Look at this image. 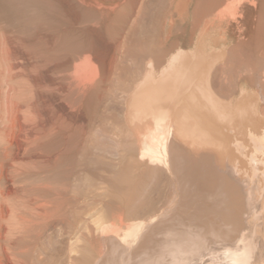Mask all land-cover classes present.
<instances>
[{
  "label": "bare ground",
  "instance_id": "obj_1",
  "mask_svg": "<svg viewBox=\"0 0 264 264\" xmlns=\"http://www.w3.org/2000/svg\"><path fill=\"white\" fill-rule=\"evenodd\" d=\"M13 1L22 5V11L23 9L25 10V8L26 10L28 9L30 14H25L21 9L18 12V7H21V5L16 7L12 2H9L14 6L13 8L16 9L20 16L17 12H13L14 15L12 13L10 14L9 10L12 8L10 7L11 9H9L10 5H8V1L5 2L4 0L5 3L3 0L0 1L1 12L5 7L4 4H6L8 8L5 7L6 9H4L9 12L6 14L10 16H15L16 14V16H19L18 21L17 18L14 19L17 23L4 24L2 20L0 21V149L4 153H12L16 155V157L22 154L27 155V153L32 152L41 153L45 151L46 153L50 148L46 151V146L43 147L44 140H46V142L48 140L53 141L51 139L55 137L54 135L56 134V137L59 135L62 140L59 138V143H61L59 147L57 145L58 149L55 146L52 148L55 147L56 150H53L62 155V152L73 151L80 146V144H78L80 140L84 141L87 139V129L89 128H87V122L86 124L84 123V116L86 114L83 113L84 105L88 103L87 100L90 102L94 99L97 100L94 96L99 97V99L102 97L101 101L107 100L111 95H105V92L112 88H105L107 85L112 87V84H114L111 81L113 78L111 79L109 76H114V78L115 75L120 76V74H115L119 73L117 72L119 70L114 71L111 68L117 69L121 65L119 64L114 67L117 63V61L115 63L114 59L113 61L115 64L113 63L112 66V61L109 59L110 54H112L109 52L110 49L106 51L108 48L105 49L102 47L103 42L100 41L103 36L105 37L103 34L105 31L108 34L110 27L118 23L119 26H122L124 22L121 23L122 25H120V22L123 20V17V21L128 20L130 17L127 16L128 18L125 19V14H127V12L131 13L128 15H132V18L130 17L129 19H133L137 16L136 14L140 11L142 12V9H145V7L150 9V4H152L151 7L153 8V3L156 0H152V3H147V0H144L146 2H143L146 4L143 6L139 5L141 0ZM159 1H156L157 4L160 2L162 3L164 0ZM167 1L169 3L165 0V4L167 5L166 14L163 9L160 10L155 8V6L158 5L154 6L153 9L155 10L152 9L153 11L146 8V11H150L153 15L152 22H154V14L158 15L157 13L163 11L164 16L163 14L162 16L161 14L158 16L155 15L156 18L159 17V20L161 17H164L161 18V20L163 19L162 22L160 21L161 28L159 29H161V31H158V28V30L156 29V27H159V20L157 21L155 19L154 24L158 22V26H153L154 24L149 21L152 17L148 19L151 14L149 13V15L148 12L145 13L144 11V16L147 17L149 24H153L151 26L157 30L156 33L154 29L148 27L149 24L146 19L145 23H147L148 26L143 24L144 22L141 23L145 18L142 13L139 17L142 15L143 20L137 16L138 19L142 20L140 22V28L142 29L140 30L139 26L136 27L139 23L135 24V22L137 23L138 20L133 22L135 26L131 25L130 27V29L135 27L130 31L132 32L131 34L134 35L137 32L136 28H139L141 32L146 29V26L148 28L146 29L147 32L146 30L144 31V34L148 33L149 28L150 31H154L156 36L160 33V39L158 42H155L158 43V45L159 43L161 44V49L158 47L156 48L154 45L156 43L152 41L156 36L153 39L150 38L151 43H154H152L153 45L150 44L148 38L153 32L150 33L149 31L150 34L144 35L146 37L142 36L144 40L147 39L146 41H149L146 47L144 44L146 41H141L144 45H142L141 42L138 44L137 41H135L138 39L141 40V36L136 35V37L129 34V38L125 35L128 40L127 38H123V30L118 33L122 27L119 30L113 27L118 31H115L113 28L110 29H113L112 31H115L116 35L118 33L120 36L118 37L117 35L118 38L116 39L115 32L109 33V35L113 34L112 36H115L114 38L111 37L113 41L110 43H112L111 45L113 46L109 45L110 48L113 47L112 52L115 53V56L125 53L126 44L124 40L121 41L122 39L130 42V44L126 43L129 45L128 47H131L133 40L140 37L134 40L136 45L134 43L132 44L135 47L138 45V48L136 47L137 51H142L139 46L140 44L146 52L150 50L149 44L151 49L154 46L156 50L160 49L157 53L154 49L153 54L156 53V55L161 51L157 56L152 55L151 52L153 50L148 51V54L150 52V55L155 57L151 59L146 56L148 59H143L144 61H142L141 55L145 53H140L141 55H138L139 52L135 50V47H132L134 49H128L127 47L128 50H134L132 52H136L138 57L141 56L139 59H141L140 61L142 62L133 55V58L131 57L133 60L131 61L132 64L138 65L137 63H139V65L143 64L144 66H138L139 69L143 68L141 69L143 70L142 74L139 69L138 72L137 67L136 69L135 67L131 69H134V72L140 75L138 78L136 73L137 77L136 75L134 77L138 79L136 81L134 80L135 82L129 78L130 81H133L132 85V82H127L128 84H126L125 78L124 81H122V83L124 82L126 84L123 85L129 86L130 84L131 86H129V88L127 87L125 94L122 92L125 88H120L122 90L120 91V95L122 92L124 95V102L120 100L118 104L122 102L124 103L122 106L125 105L123 109L124 112L121 111L123 113H121V116L123 117L124 115V119L120 117L125 121L124 125L122 123L123 121L121 122L120 120V126L122 127L123 124L125 129H121V131L125 133L124 137L132 138L131 140L137 144V150L141 158L148 159V161L152 163L159 162L168 168L169 174L172 175H170V177H173L171 181L173 180L172 183L174 187L177 188V191L181 189L182 192L187 195L191 190V198L189 199V195H187L188 200L185 199L183 202H185V207L187 206L186 209L188 205H193L194 210L192 209L193 212L191 211L190 213L192 216H189V219L186 217L188 221L187 225L185 222V225L179 223V219H174L172 221L160 220L161 222H159V224L157 223V225H153L154 227L152 228L150 224L152 225L153 221L155 223L156 219L162 215L157 214L152 217L149 216L151 218H148L149 220L146 221L131 222L126 226L115 225L112 227L111 231L108 229L110 232L108 237L114 241L117 247L121 246L123 251L127 249L124 248L126 246L136 245L131 249L132 251L130 250L128 256L125 255L127 252H124L126 256L124 260L128 262H126V264H203L206 260L209 262L218 261L217 263L220 264H264V234H260V228L261 226L263 227L262 222L264 223V108L260 110L261 107H259L261 103L263 106L264 101V0H261V3L260 1L258 2V0ZM250 2L253 3L254 8L249 7L251 6ZM248 3H250V5L247 6ZM126 4L130 6V8L128 6L126 7L129 8L127 9L129 11L123 8L126 13L123 14L121 11L123 16L120 17H122V19L118 16L119 14L117 15L121 19L120 22H118L119 18L116 16V11L118 13L120 7H124ZM147 4L148 6H145ZM56 5L59 7L56 10L61 9L62 12H60L64 13V15L58 16V19L60 17L59 21L55 19L52 22H60L62 18L63 21L61 20V22L64 23H61L62 25L60 23L59 25H55L57 23L55 22L53 27H50L51 24L53 25L52 22L50 26H46L44 22L45 25H42V23H40L41 17L44 15L42 12H46L48 8L49 11H51ZM139 6L145 7L140 10ZM163 6L165 10V5ZM163 6H161V8H163ZM50 7L53 8L51 9ZM159 7L160 6H158V8ZM91 8L92 10H94V8L95 10L97 9L96 16H93ZM88 9H90L91 12ZM5 10L4 12H6ZM56 10L53 9L50 14L48 13L49 11L46 12L52 16L46 15L45 13L46 16L44 17L49 16V20L53 19L56 15L51 13L56 14ZM157 10L160 11L155 12ZM1 12L0 15L2 14ZM88 12L91 13L94 18H92L90 14L89 16L92 19L89 18ZM84 14L86 16H84ZM114 16H116V18ZM86 17H88L89 20L88 18L86 20ZM112 18L118 19L116 20L118 23H115ZM176 19L179 21L177 24H180L179 27L177 26L178 29L174 27L176 26ZM11 20H13V18ZM129 21H125L126 26ZM29 22L33 23V25L35 23V26L29 29L26 24ZM47 23L49 24L50 22L48 21ZM111 23L114 25L112 24L111 26ZM130 23L131 22H129V24ZM126 28L124 29L125 31ZM132 30H134V32ZM76 33L81 35L80 37L82 40L80 37L75 40L82 42L80 44L73 40L78 37ZM73 34L75 38L72 37V40L74 41L73 43H76L75 45L72 44L71 39L67 40L66 38L67 36L71 38ZM107 34L106 37H108ZM131 36H134V39L133 37L131 39ZM103 39L105 40V38ZM156 39H158V37ZM62 40H67V44L72 48L75 46L76 52L75 49L71 52L69 46L68 48L70 49H64V52L68 49V53H62L61 50V53L57 51L58 45L59 49L61 48L59 43H61ZM107 40H110V36ZM107 40L105 43L108 46ZM99 44L105 49L104 51L100 50L101 47ZM76 45L79 46L78 48L83 47V49H78ZM105 51L109 52V57L108 53ZM128 53H131V51L125 54L127 55ZM125 54H123L124 57H127L128 55L125 56ZM156 57L158 59H156ZM128 58H130V54ZM125 59L126 58H124V60ZM127 59L125 63L131 60ZM137 59L139 62L136 61V63L135 60ZM145 60L146 63L144 64ZM155 60L157 61L155 62ZM70 62L72 64H70ZM122 62L123 60H121V64L124 65L125 63ZM129 63L127 66L125 64L126 67L123 65V67L121 66L123 72H125L124 68H127ZM71 65L73 73L70 76V80L67 79L69 80L68 83L66 84V82H64L66 79L60 75L58 76H60L62 80L59 78L61 81H57L58 84L59 82L65 83L62 85L60 84L61 86L58 85L60 87H58L59 93L61 92L60 95L64 92L63 96L66 99L67 97L69 98V96L71 97V94L72 96L74 95L72 97L73 100L70 102L74 104H71L73 106H70L68 110L74 107L73 112L77 113L78 119L74 113L75 118L77 122H79L78 124H81L78 130L74 128L75 125L73 126L71 122H67V119H62V114L61 117L58 115L60 118H58L59 120L50 119L48 117L45 112L46 107H42L44 102H46V99H44L46 97H44L45 94L43 95L44 92H39L42 87L40 85L41 83L39 84L37 81L40 80L39 78H37L38 80L36 79V75L33 76V74L38 73L45 76L49 72L55 73L54 71H57V73L59 71L66 72L67 69L64 71V67L70 68ZM130 66L132 65H129V68H131ZM111 70L114 72L112 73ZM32 71L37 73H33ZM127 71L128 70H126V72ZM128 72H130V70ZM120 73L122 76L121 71ZM41 75L40 77H42ZM20 78H23V81L26 80L25 83L21 80L25 85L18 81ZM126 80L129 81L127 78ZM119 81L120 80H118V83ZM122 83L120 82L121 86ZM38 88L40 89L38 90ZM58 89L56 90L57 92ZM114 89L115 88H113V90ZM120 89L118 88L117 90ZM110 92L108 93L110 94ZM103 93H105V97L108 96L107 99L105 97L103 98ZM118 95L117 97L119 98ZM120 98L122 99V97ZM86 101L87 103L85 104ZM46 104L47 102L45 105ZM90 112L91 111L88 113ZM118 121L116 123L119 125L120 123H118ZM124 126L122 128H124ZM76 133L78 134L75 135ZM50 136L52 137L50 138ZM74 136L76 139L80 138V140L74 141ZM76 141L75 148H73L74 142ZM127 142L128 141H126V143ZM47 144L45 143L44 145ZM83 144L81 145L83 146ZM82 146L80 148H82ZM127 149L129 153V147ZM50 152L52 156V151L47 153L49 155ZM42 155L43 153L40 154V156ZM47 156H44L45 159L50 155ZM44 161L46 162V160ZM3 162L2 160L0 163L1 172L5 166L7 167ZM4 170L6 171V169ZM2 175L3 174H1V176ZM1 176L0 178L4 175ZM47 182L50 183L49 181ZM47 182L45 185L43 184L45 182H41L37 186H34L42 188L39 189V193L35 190L36 188L34 189L36 192L34 193L33 191L31 195L29 194L30 191L28 193L27 190L26 192L29 197L26 195L25 199L29 201L46 199V201L49 202L47 199L50 197V192L53 191V186L51 183L50 186ZM130 182L132 181L130 180ZM40 184H43V187L42 185L40 186ZM197 186L201 187L195 192L193 189ZM21 188L20 190H22ZM11 189H13V187ZM17 189L18 188H16V190ZM2 191L1 189L0 200L8 198L6 197L7 195L5 197L3 196V193L5 195L6 192ZM16 192H19V190ZM181 196L183 197V195ZM180 204L182 205L183 203ZM12 209L16 210L18 208H11V211L15 212ZM181 209L184 210L182 207ZM13 212H10L11 215ZM181 213L183 212L181 211ZM3 214L0 208V236H4L2 234L3 222H1V219L4 218ZM17 214L18 213H16V215ZM35 214L37 219L44 218L46 216V210L36 212ZM8 215L10 216V214ZM16 215H12L14 219L12 216L9 218V220L12 219V222H10L11 224H9L12 227L8 226L10 227L8 232L11 233L21 228L22 231L23 228L26 227L27 229V227L30 226L35 227V220H29L27 217L23 218L21 214L19 215L20 219ZM15 217L20 220H17V218L15 219ZM13 220L15 222H13ZM105 228H107V226ZM145 228H147L145 231L149 232L143 233V229ZM150 228L152 229L151 231ZM5 229L7 230V228ZM108 230L106 231L108 232ZM19 231H14V234ZM22 232L20 233L22 234ZM14 234L12 238L16 236V234ZM9 251L5 250L4 252H6L7 257L11 260L13 255H11L12 252L9 253ZM112 254L111 258H105L108 260H106L105 263L103 262L104 264H123L124 260L121 259L123 258L120 257L121 254L116 255L123 260L122 262H119L120 260L118 261V257L116 258V256H114V250H112ZM16 261L17 264H22L19 259ZM208 261H206L205 264H207ZM214 262L212 264H214ZM2 263L4 262L2 261Z\"/></svg>",
  "mask_w": 264,
  "mask_h": 264
},
{
  "label": "rangeland",
  "instance_id": "obj_2",
  "mask_svg": "<svg viewBox=\"0 0 264 264\" xmlns=\"http://www.w3.org/2000/svg\"><path fill=\"white\" fill-rule=\"evenodd\" d=\"M0 1H2V0H0ZM6 1H8V3L12 2L13 5H16V7H18V5L19 6L21 5L18 2L16 3L13 0H5V2ZM143 1L144 0H141L142 3L139 2V5L143 6L144 4H146V3H144L146 1H144V2ZM151 1L152 0H149V1L147 0V3L151 2ZM156 1H159V0H156ZM156 1L155 2L153 1L155 3V4L153 3V5L154 6L158 5L160 7L158 8V6H155V8L156 9H160V10L163 9V11H165L164 13L166 14L167 5L165 3L168 2V1L166 0V2H165V0L164 1L160 0V1H162V3L160 1H159L160 3L158 2L160 5L157 4ZM259 1H260V3L262 2L261 0H258V2ZM3 2H4V0H3ZM10 3L8 4V5H10L9 9L12 8L11 10H9L10 14L11 13L13 14V12L16 13L17 11L19 12V10L22 8V5H21V7H18L19 9L17 8L18 10L16 11V9L13 8L14 6L12 4H10ZM250 3H248L247 6L250 5ZM162 4L165 5V10H164V6ZM0 5H1V2H0ZM4 5L6 7V4H4ZM127 6L128 5L126 4V6L124 5V7H120V9L118 10V13L116 11V16L118 14H119L118 15L119 17L123 16L122 13L123 14L126 13V12H124L125 9H123V8H126ZM142 6H139L140 10H141V8H144L145 6H148V4L145 5L144 7H142ZM149 6H150L151 10L148 7H145V9H142V10L145 13L148 12V11H146L147 10L146 8H148L150 11L155 10V9H153L154 6H153V8L151 7L152 4H150ZM161 6H163V8H161ZM128 7L130 8V6H128ZM249 7L250 8H254L253 7V3H251V6H249ZM4 8L2 9L3 11L1 12V6H0V12L2 13L0 15V21L2 20L4 24L5 23L6 24L7 23H11V24L12 23H17L16 20H14V19L17 18V21H18L19 16H20L18 14V12H17V14L19 16H16V14H15V16H12V15L10 16L9 14H6L8 11L5 10L8 7H6L5 9ZM50 8L52 9L53 7H50ZM58 8L59 7L56 5V7H54L53 9L56 10ZM129 8H126V11H129V10H127ZM4 10L6 12H4ZM13 10H15V11H13ZM25 10H26V8H25ZM25 10L23 9V11H22V9H21L22 12H24L25 14H28L29 10L28 9H27L28 11L26 10L27 13L25 12ZM88 10H90V9H88ZM91 10H92V8H91ZM91 10H90V12H91ZM48 11H49V8H48V10L46 9V12H48ZM51 11H49L48 13L50 14ZM60 11H61V9L60 10H56L55 11V12H57L56 14L55 13H51V14L56 15L54 18L51 17V18H53V19L50 18L51 20H49L48 18H49V16H52V15H49L48 13L43 11L42 14H44V15L41 17L40 23H42V25L45 23L46 26H48V25L50 26V24H51V22L53 20L56 19L57 21H59L60 17L58 19V16L64 15V13H61L62 11L61 12ZM92 11H93V13H92L93 16H96L97 9L95 10V8H94V10H92ZM121 11H122V13H121ZM143 11L142 12L140 11L136 15L139 17L140 14L142 13V15L144 16V14H143L144 12ZM150 11L148 12V14L150 13ZM159 11L157 10L155 12H159ZM163 11L161 13H157V14L158 15L161 14V16L163 14V16H164ZM155 12H152V13H155ZM45 13H46V15H49V16L48 17H44V16H46ZM20 14H21V12H20ZM85 14H87V13H85ZM85 14H84V16H86ZM89 14L91 15V13L88 12V17L91 18L92 15L90 17ZM128 14H131V13L127 12V14H125L126 16L124 15L126 17L125 19L128 18L127 16H130V17L132 16V15H128ZM142 15L139 18H142ZM155 15L156 14H154V22H155V19L157 21L159 20L158 19L159 17L156 18ZM158 15H156V16H158ZM116 16H114V17L116 18ZM118 16H117V18H119ZM137 16H135V17L133 16L134 20L133 19H129L130 17L128 18V20H125V21H129L130 20L129 22H131L130 24H129V22H127V24H128L127 26L125 25V21H123L124 17H123V20L121 22H120V20L122 19V17H120L121 19L119 18V20L112 18V20H114L115 23L117 22L116 20H118V22H120V25H122V24L123 25L119 26V23L117 22L118 24H116V25L111 23V26L113 24L114 25L113 27H116V29L118 28V30L122 27V29H120V31L118 33H120L121 30H123L122 31L123 34L121 33L124 36L123 38H125V39L127 38V37H125V35L128 36V38H129V34L132 33V32H130L131 29L135 28V27H133V28L130 29L131 25L135 26V24L139 23L136 27L139 26V28H140V25H141L140 22L143 20V18H142V20L138 19ZM152 16L153 15L151 14L148 17V19L150 17H152ZM27 17H28V15H27ZM88 17H86L85 19L87 20ZM144 17H145L144 21H142L141 23L144 22L143 24H146L148 26V24H149L148 22L153 20V17L151 19H149V21L147 20L146 16H144ZM5 18H6V20H5ZM12 18H13V20H11ZM89 18H88V20H89ZM92 18H94V17H92ZM161 18H164V17H161ZM161 18L158 21L159 23L156 21L158 23V25H159V27H156V29L157 28L158 29L161 28L160 24H161V22L163 20V19L161 20ZM145 19H146L148 24L145 23L146 22ZM61 20L63 21L62 18H61ZM61 20H60V22H57V21L52 22L53 25L51 24L50 27H53L55 22H57L55 25H57V24L59 25V23L61 24L62 23ZM131 20H133V21H131ZM135 20H138V21L140 20V21L139 22L137 21V23H136ZM48 21L50 22L49 24L47 23ZM122 22H124V23H122ZM133 22H135V24ZM154 22L151 21L150 23L154 24ZM157 23L154 24V25L153 24H149L148 27L152 28L153 26H156ZM177 23H179L178 19H176V23H175L176 26H174L175 29H176L177 26L179 27V25H180V24H177ZM26 24H27V27L29 29L35 26V23H34V25H33V23H30V22L26 23ZM28 24L30 25V27H29ZM146 25H144V26H146ZM151 25H153V26H151ZM147 26H146V29L148 28ZM57 27H59V26H57ZM113 27H110V29L113 28ZM123 27L126 28V31L124 30L125 28H123ZM178 27H177V29H178ZM139 28L138 29L136 28L138 33L136 32L135 35L131 34V35H134V36H136V35L137 36H141V40L138 39L140 37L135 38V39H138V40H135L134 36H131V39L133 37V39L135 41H137L138 44L142 40H143V42L147 40V39L144 40V37H146L144 35H146V34L148 35V33L150 31L149 30L150 28H149L148 29V33L144 34L145 33L144 31L146 29L142 30L143 31V32L141 31L143 33L142 34L140 32V30L142 28H140V30H139ZM110 29L108 31V34L106 33V31H105V33L108 35V37L110 36V40L111 41L107 40L108 37H106V34L104 33L103 35H105V37L103 36V38H105V40L102 38V40L100 42H103L102 43L103 44V46H102L103 48H105V49L108 48V49H106V51H108L110 49L109 52L112 53V54H110V58L109 59H111V61H112V66H113L114 61H115V63H116V61H117V63L120 62L118 64L114 63L115 64L114 67H116V65H119V64L122 66L123 64H121V60H123V62L125 63L126 59L129 57V54H130V58H128L127 60L131 59V57L133 55H135L134 57H137L138 59L142 56L141 57L142 61H144L143 59L147 60L148 58L153 59V57H155V56L152 57L150 55V52H149V54L147 52L150 51V50L151 51L153 50L151 52L152 55H156L158 50H160L162 48L160 43L158 45V43L155 42V41L158 42V40L160 39V33L157 32V33H159V35L156 36L155 33H156V31L158 29L155 30V28H152V29H154L155 33H154V31H150V33L153 32L151 34V36L153 34L154 35L152 37L149 36V38L148 37L147 38L150 40V44L155 42L156 44H154V43L153 44L156 46V48L158 47L160 49L156 50L155 46L154 47L151 46V47H153L151 49L150 48V44H149V49L150 50H148L146 52V51L143 50V48H142L143 46H141V44L143 42H141V44L139 46L141 47L143 52L142 51H137L136 47L138 48V45L136 47L134 45H132L133 43L134 44L136 43V42H134V40H133V42L131 40V42H132L131 47H128L129 45H127V43L130 44V42L125 41V39H122L121 41L124 40V42L126 44V46H125L126 50H124L125 53H127L129 51H131V53H128L127 54L128 56L125 53H123L127 57H124L123 54H120V55L117 54V56H115V53L112 52L113 51V47L110 48V45L112 44L110 42L113 41L111 39V37L114 38L116 36L115 38L117 39L120 35H118V33H117V35H118V37H117L115 31H118V30H116L114 28L113 29L115 30L114 31L115 32V36H112L113 34L109 35V33L113 32L112 31L113 29L112 30H110ZM127 29H128V31H127ZM143 29H144V27H143ZM134 30H132V31L134 32ZM158 31H161V29H159ZM124 32H126L128 35L126 33H124ZM146 32H147V30H146ZM76 34H78V37H76V38H75L74 34H73V36L70 35L71 38L69 36L66 37L67 40L71 39L72 44H74V45L76 43H73V42L77 38H79L81 36V35H79V33H76ZM142 36H144V37H142ZM155 36H156V38L158 37V39H156ZM72 37L75 38V39H73L74 41L72 40ZM128 38H127V40H128ZM150 38H152V39L155 38L156 40L153 39L152 40L153 42L151 43V39ZM81 40H82V38H81ZM106 40H107L108 46L105 43ZM66 41L62 40V42L59 43L61 48L59 49V45H58L57 51L60 52V50H61V52L63 53L65 51L64 49L68 48L69 45L67 44ZM75 42H78L79 44L82 43V42H79V41H75ZM148 42L149 41H146V43H144V44L146 45ZM144 44H142V45H144ZM70 45H71V43H70ZM78 45H76L77 48L79 47ZM147 45H146V47H147ZM82 46L84 47L83 44H82ZM105 46H107V47H105ZM111 46H113V45H111ZM74 47L73 48L70 47L71 48V50H70L71 52H73L72 50L75 49ZM83 47L82 48H78V49L82 50ZM100 47H101V45H100ZM102 47L100 49L99 46H98V48L100 50L104 51L105 49H103ZM127 47H128V49H130L132 47H135V50L137 52H139L138 55L140 53L141 54L145 53V54H143L145 56L140 54L141 56L138 57L136 52H134V53L132 52V51H134V50H132L134 48H132L131 50H128ZM70 48H68V49H70ZM68 49H66L67 51L64 52V53H68L69 52ZM144 49H145V47H144ZM154 49H155V52H156L155 54H153ZM146 50H147V48H146ZM75 52H76V49H75ZM109 52H106V53H108V57H109ZM160 53H161V51L158 54H160ZM113 54H114L115 58L113 57ZM143 57H146V58H143ZM118 58H120V59H118ZM124 58H126V59L124 60ZM138 59L135 60V62L138 61ZM156 59H158V58L156 57ZM140 60L141 59H139V61ZM146 60H145L144 64L146 63ZM131 61H133V60L131 59L129 62H131ZM142 61H140V62H142ZM156 61L157 60H155V62ZM129 62L125 63L126 66H127V64ZM70 64H72V63L70 62ZM125 64L123 66H125ZM137 64L138 65H134V64H132V62L129 63V65H132V66H130L131 68H129V65H128V67H127L128 69L124 68L125 72H123V69H122L123 66L122 67L121 66H119V67L117 66L118 67L117 69L116 68H111L114 71L119 70V71H117L119 73H115L117 75L120 74V76H121L120 71L122 72V76L121 77L120 76H116V75H115V78H114V76H109V78L111 77V79L112 78L115 79V80H113V79L111 80L110 79L112 81V83H114V84L110 83V84H112V87H109L107 85V87L105 89H107V88H112V89H108L109 91L107 90V92H105L106 94L103 93V95L105 94V95H108V96L111 95V96H109V98L107 99L108 96L105 97V95H104L103 98L105 97L107 100H102V101H101L102 97H100V99H99V97L94 96V98H97V100L92 98L95 101L93 100V101L90 102L89 100H87L88 103H87V101L85 102V104L87 103V105H84L83 113H85L86 115L88 114L87 116L91 115L93 117L95 115V117L93 118L91 116L87 117L84 114L85 115L84 116L85 117L84 123L86 124V122H87V124H86L87 128L90 129V130L87 129L88 130L87 131V133H88L87 134L88 135L87 139H89V140L86 139L84 141H81L80 138H78V136H77V138L80 140L79 141L80 143L78 142V144H80V146H78V145L77 146L80 148L82 146L81 144L84 143L83 146H85V147L82 146V148L79 149L76 146L77 148H75L74 146L76 145L78 139H76V137L74 136L75 139H73V140L74 141L77 140L76 142H74V145H73V148H75V150H73V151L70 150L68 152H62L63 154L61 155V153H58L57 151H55L56 150L55 147L57 148V145H58V147L60 146L61 142L59 143V138H60V140H62V139H61V137L58 134H57L58 137H56V134H55L54 135L55 137L50 136V138L52 137L51 140H53V141H50V140L47 139L48 140L47 141L48 144H47L46 140H44V144L46 143L48 146L44 145L43 142H42L43 147L46 146L45 148H47L46 151L50 148L49 151L53 152L52 156H51V152L49 153V155H50L49 156L48 153H47L49 151H47L46 153H45V151H43L41 153L38 152L39 154L36 153V152H34V153L32 152L33 154L32 153H27V155L26 154H22V155H18L16 157V155H14L12 153H10V154L9 153H4L0 149L1 150L0 151V163L3 160L4 161L3 163L7 165V167L5 166L3 168L2 172L0 171V176H1V174L4 175V176L2 175L3 177L1 176L2 178H0V192H1V189H2L3 190L2 192H6L5 195L3 193V196L5 197L7 195L6 197H8L6 199H3L4 201L0 200V204L2 203L0 208L2 209V211L4 213L3 214L4 218L1 219V222H3L2 223L3 225L1 224L3 226V227L1 226L3 228L2 229V234L4 236H6V237L0 236V256H1L0 257V261L2 260L4 262V263H2V261H1L0 264L1 263L2 264H9V262H10V264L11 263L12 264H17L16 260H18V259L21 261L20 263H22V264L23 263L24 264H87V263H89V264H98V263L99 264H104L106 262V260H108L109 258L112 257V255H113L112 254V250H114V253H115L114 256H116V258L118 257V261L120 260L119 262H122L125 259V257H126L125 255L128 256V253H130V250L133 249L134 246H136V245L133 244L131 246L129 245V246L124 247L125 249L127 248L125 251H123L121 246L117 247L116 244L114 243V241L111 240L108 237L109 236L108 234H110L109 230L111 231L113 226H115V225L116 226H121V225L122 226H126L129 223H131V222L133 223V222L146 221V220H149L152 216L157 215V214L158 215L162 214V215H160V217L158 216L159 218H162V219H159L157 217L158 219H156L155 223L153 221L152 225L150 224V226L152 228L154 227L153 225H157V223L159 224V222H161L160 220H162V221H167V220L168 221L169 220L172 221L174 219H176V220L179 219L180 220V221L178 220L179 223L184 224V225L186 223V225H187L188 221L186 220L187 219L186 217H188V219H189V216L190 217L192 216L190 213H191V211L193 209V205L189 206L188 204H186V205H188V208L190 207L189 209L188 208L186 209L187 206L185 207V204H184L185 202H183V201L185 199L188 200V198L189 199L191 198V196H190L191 195L190 194L191 190L188 192L189 194H187V195L190 196V197L188 196V198H187V195L184 194L181 189H179L178 190L179 192H178L177 188H175L173 183H172L173 180L171 181V179L173 177H170L171 174H169L168 168L165 165L160 164L159 162L152 163V162L148 161V159L141 158V156L139 155V151L137 150L138 149L137 148V144L134 141L131 140L132 138L128 137L129 138L128 139L127 137H124L125 133L123 131H121V129H123V130L125 129V126H124L125 125V121L123 120L124 119V115H123V117L121 116L123 114L122 112H124L123 109H124L125 105L122 106V104H124L122 102H121V104L119 103L120 104L119 105L118 102L120 100L123 101L124 95H123L122 92H124V94H125L126 91H127V87L129 88V86H131L133 84V81L134 80L136 81L140 77V75L137 72H134V69L131 70L134 67H135V69L137 67V70H138L139 69L138 66H142V67L144 66L142 63H140L142 65H139V63H137ZM68 68L64 67V71H65V69H67L66 72L59 71L57 73V71H54L57 74H55L53 72H51V73L49 72L48 74H46L44 76V75H41L40 73H38L44 78L40 77V75H38V74H33V76L36 75V79L39 78L40 81H37V82H39V84L41 83L40 84L41 87L43 88V90L46 91V93H45V91H43L42 88L41 89L38 88V90L40 89L39 92H42V93L44 92L43 95L45 94L44 97H46V98H44V99H46L45 101L47 102V104L45 105L46 102H44V105L42 107H46L45 108V112L48 115V117L50 119L53 118L54 120H57L59 118V116L61 117V114H62L63 116L61 118L62 119H67L66 121L67 122L69 121V123L71 122V124H73V126L75 125L74 128H76V130H78L80 128L79 125H81V124H78L79 122H77V119H78L77 118V113L73 112V110H74L73 108L74 107H71V110H68V109H70V106H73L71 104H74L73 102L70 103L73 100L72 97L74 95L72 96V94H71V97L69 96V98L67 97V99H66L63 96L64 92H63V94L60 95L61 92L59 93V89H58V87H59L58 85L65 84V83H62V82L61 83L59 82V84H58L57 80L61 81L62 80L61 77H64V79H66L65 81L63 80L64 82H66V84L70 80V76L73 73L72 65L70 66L69 70H68ZM141 69H143V68H140L139 70H141ZM126 70H128V71L130 70V72L131 71L132 72L131 73L128 72V71L126 72ZM139 70H138V72H139ZM114 71L111 70L112 73ZM142 71L143 70H141V72H140L141 74H142ZM33 73H37V72L34 71ZM112 73H110V74H112ZM136 73L138 75L137 79H135V77H134L136 75ZM125 74H126V76H125ZM58 75H60L61 77L58 76ZM112 75H114V74H112ZM137 75H136V77H137ZM59 78H61V80ZM124 78H125L126 84L132 82L131 85L129 84V86H125L126 84L124 82L122 83V81H124ZM126 78L128 80L130 78L133 81H130V80L127 81ZM22 79L23 78H20V80H18V81H20L22 84H24L26 80H25V78H24L25 81H23ZM67 79H69V80H67ZM118 80H120L119 83H118ZM120 82L122 83V86H125V87H122L120 85ZM54 83H56V84H54ZM115 84H116V86H115ZM123 84H125V85H123ZM117 85H119L120 87L117 86ZM55 88L58 89V92L56 91L57 89H55ZM113 88H115V89L113 90ZM118 88L119 89L120 88H122V89L125 88V90H123V91L121 89L117 90ZM120 91H122L121 95H120ZM108 92H110V94ZM118 93H119V95H118ZM117 95L119 96V98L117 97ZM110 97H111V99H110ZM120 97H122V99ZM92 99H90V100H92ZM259 107H261V109L259 108L260 110H262V108H264V101H263V106H262V103H261ZM61 108L62 109L64 108V109L62 110ZM89 111H91L92 113L91 112L88 113ZM74 113L76 114V118L77 119L75 118V114ZM120 117L123 118V119H121ZM120 120H121V122L123 121L122 123L124 125L122 124V127L124 126V128H122L120 126L121 125ZM117 121H118V123H120L119 125L116 123ZM125 132H126V130H125ZM77 134L78 133H76L75 135H77ZM125 140L128 141L127 142L128 144L126 143ZM129 140H130V142H129ZM85 141H88V142H85ZM72 144H73V141H72ZM53 146H55V147L52 148ZM128 147H129V150H130L129 151L130 154L127 151ZM45 148H44V150H45ZM53 149H55V150H53ZM55 152H57V153H55ZM42 153H43V155L45 157L47 155L49 157L47 156L48 158L45 159V157L43 155H42L43 157L40 156V154H42ZM28 154H30V155H28ZM14 156H15V158H14ZM23 156H26V157H23ZM57 156H58V158H57ZM12 157H13V160H12ZM50 158H51V160H50ZM44 160H46V162ZM47 160H49V161H47ZM9 164H10V166H9ZM4 169H6V171ZM5 173H6V176H5ZM118 177H119V179H118ZM124 179H127L128 181L124 180ZM130 180L132 182H130ZM47 181H49L51 183V185L53 186L52 187L53 191L50 192V197H49V199H47V200H49V202H47L46 199L45 200L42 199V200H39V201H29V200L25 199L26 195L29 197V195H28L29 191H30L29 194L31 195V193L33 194V191H34V193L36 191H38V193H39V189H42V188H38V187H34V186H37L41 182L42 183L45 182V183H43L45 185ZM50 183H48V184L50 185ZM12 184H13V186H12ZM43 184H40V186L42 185V187H43ZM7 185H8V187H7ZM14 186L16 188H18L17 190H19V192H16L17 190H16V188ZM5 187H6V190H5ZM12 187H13V189H11ZM200 187L201 186L194 187L193 190H195V192H197L196 190L198 188H200ZM9 188H10L11 191L9 190ZM20 188L22 190H20ZM7 190H8V192H7ZM181 195H183V197ZM28 197H27V199H28ZM180 198L183 199V200H181ZM21 200L23 201L24 204L22 203ZM178 201H182V202H178ZM45 202H47V203H45ZM31 203H33V204H31ZM180 203H183L184 205L183 204L181 205ZM178 204H179V206H178ZM45 205H47V206H45ZM51 206H52V208H51ZM177 206H178V208H177ZM10 207L11 208H15V209L18 208L16 210L12 209L18 214L16 215L15 212L11 211ZM30 207H31V209H30ZM181 207L184 208V210L186 212L183 209H181ZM194 207H196V206H194ZM28 209H29L30 212L28 211ZM43 210H46V216L44 218L37 219L35 213L36 212H42ZM180 210L183 213H181ZM9 211L13 212V214H15L18 218H20L19 215L21 214V216L23 218L27 217V219H29V220L30 219L35 220L34 223H35V227L36 228L34 226H32V227L30 226V227H27V229H26V227H25L22 230V231L26 230L25 232L21 231L22 228L19 229L20 231L19 230H14V231H19V232H15L16 236H14L13 237L14 239H13L12 236L14 234V231L11 232V233L8 232L10 227H12V226L9 225V224H11L10 222H12V219L9 220V218H10V216L13 215V214L11 215V213ZM6 212L8 214H10V216ZM168 214H169V216H168ZM188 214H190V215H188ZM149 216H151V217H149ZM179 216H180L181 219L179 218ZM12 217L14 219V216H12ZM17 217H15V219ZM46 217H47V219H46ZM163 217H164V219H163ZM18 218H17V220L21 219V218L20 219H18ZM13 222H15V221L13 220ZM4 223H6V224H4ZM262 225H263V227L261 226V223H260V226H261L262 229L260 227L259 228L261 230L260 234L263 235L264 234V223L263 222H262ZM8 226H10V227H8ZM106 226H107V228H105ZM102 227H104V228H102ZM5 228H7V230ZM101 229H103L104 231L101 230ZM105 229L106 230L109 229L108 232ZM143 230H144L143 233L149 232V231H145V230H147V228H145ZM151 230L152 229L150 228V231ZM6 232H8V233H6ZM20 232H22V234ZM18 234L20 235V238H19ZM10 235H11L12 239L10 238ZM17 236H18V238H17ZM208 239H210V238H208ZM17 240H18V243H17ZM210 240H208V241H210ZM112 246L117 247V248H114ZM130 247H132V248H130ZM128 248H129V250H128ZM5 250H7V251L10 250L9 253L12 252L11 255H13L12 257L14 258L15 261L13 260V258H11V260H10L7 257L6 252H4ZM115 251H117V252H115ZM124 252H127V253L124 255ZM18 254H19V256H18ZM116 254L117 255L121 254L120 257H123V258H121L123 260H121L120 257L117 256ZM86 255H88V256H86ZM101 255H102V257H101ZM105 258H108V259H105ZM84 259H86V260H84ZM90 259H92V260H90ZM5 260L8 261V262H6ZM124 261H123V264L124 263L126 264L127 260H124ZM206 261H208V260H206ZM206 261H205V263H206ZM213 262H209L208 261L207 264H212ZM217 262L215 261L214 264H220V263H217ZM205 263H203V264H205Z\"/></svg>",
  "mask_w": 264,
  "mask_h": 264
}]
</instances>
